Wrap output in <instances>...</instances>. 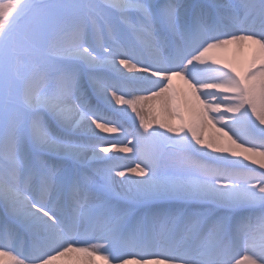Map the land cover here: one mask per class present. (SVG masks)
<instances>
[{
	"label": "snow or ice",
	"instance_id": "snow-or-ice-1",
	"mask_svg": "<svg viewBox=\"0 0 264 264\" xmlns=\"http://www.w3.org/2000/svg\"><path fill=\"white\" fill-rule=\"evenodd\" d=\"M62 259L264 264V0H0V264Z\"/></svg>",
	"mask_w": 264,
	"mask_h": 264
},
{
	"label": "bare ground",
	"instance_id": "bare-ground-1",
	"mask_svg": "<svg viewBox=\"0 0 264 264\" xmlns=\"http://www.w3.org/2000/svg\"><path fill=\"white\" fill-rule=\"evenodd\" d=\"M251 48L250 46H246L243 48V50L237 52L235 50H229L226 53H222L221 56L229 61L235 62L238 64V66H242L248 59L250 55ZM175 83L178 87L182 86V82L179 80H176ZM173 123H176V121H173ZM221 127V125H216L213 127L211 124H208L205 126L202 132V137L207 139L208 137H214L217 135V129ZM60 264H72V261L70 259H62ZM102 264V262H101Z\"/></svg>",
	"mask_w": 264,
	"mask_h": 264
}]
</instances>
